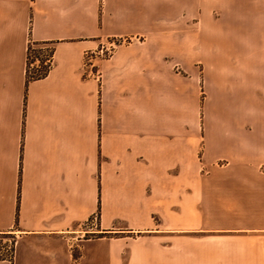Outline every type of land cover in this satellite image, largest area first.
I'll list each match as a JSON object with an SVG mask.
<instances>
[{"label": "crops", "instance_id": "obj_1", "mask_svg": "<svg viewBox=\"0 0 264 264\" xmlns=\"http://www.w3.org/2000/svg\"><path fill=\"white\" fill-rule=\"evenodd\" d=\"M118 37L131 40L84 66ZM30 42L52 55L28 80ZM175 65L207 91L197 140ZM199 142L205 162L229 165L209 179L238 189L230 201L264 203V0H0V233L16 237L0 264H191L190 245L137 238L172 231L150 219L174 218L192 181L202 219ZM237 217L230 230L264 232V205ZM212 247L221 264H264V243Z\"/></svg>", "mask_w": 264, "mask_h": 264}, {"label": "rangeland", "instance_id": "obj_2", "mask_svg": "<svg viewBox=\"0 0 264 264\" xmlns=\"http://www.w3.org/2000/svg\"><path fill=\"white\" fill-rule=\"evenodd\" d=\"M130 40L131 39L128 37L112 38L107 40L104 44H102V46L84 51V66H90L89 64L96 62L98 58L107 57L118 45L126 44ZM49 47L51 46L45 44L42 47V50L47 53L48 51L46 50H48ZM194 51L197 52L196 47ZM35 56L40 59L45 58L44 53L42 54V52ZM35 56L30 58V60L33 62L31 68H35L36 64H40L39 61H34ZM165 60L170 61L171 58L168 56L165 58ZM195 65H197V63ZM94 66L95 65H93L91 68H94ZM195 70H197V67ZM174 72L176 81L175 99H185L186 102L190 103L189 109L192 118L191 131L193 134L192 136H194L193 138L197 140V137L202 135V130H204L202 129V121L205 120L208 115L205 98L207 93L206 88L202 86L201 75L195 73L188 74L186 71H183L181 67L178 68L177 65L174 66ZM199 78L200 81L197 82ZM200 144L201 143L199 142L198 146L192 150V162L194 163V169L192 168L191 173H202V219L197 217L201 208L198 201V183L192 181L190 194H187L186 192L184 194L182 188H176L179 189V191L175 197L174 218H161L155 214H152L150 219L152 224L149 226L150 228L171 227L172 231H155V233L145 232L142 237L137 238V241L157 242L160 246V249L161 246L166 248L167 245H174L177 249L183 248L184 245H190L191 253L196 255V259L192 260L191 264H200L199 253L200 245H202V255H207L206 257L202 258V264H221V261H218V259L213 257L216 251L214 250L215 247H212V245H246L247 243H264V232L230 230L231 226L246 224L247 219L237 217L238 214H240V211L251 206L262 208L264 203H256L252 205L238 201H230L229 199H231V194L237 192L236 190L238 189L231 186L217 185L213 180L209 179L210 174H221L228 168L229 165H226V160H216L209 163L205 162L203 156V147H200ZM260 171L264 172V165L260 168ZM184 207L190 212V218L184 219L180 217ZM158 214L159 216L161 215V213ZM92 217H94L92 218V221L88 218L89 221L87 220L86 224L84 225V236L89 234L88 231L95 228L96 226L97 214H93ZM201 221L202 230L197 229V226ZM114 234L116 233H112V235ZM15 239L16 237L12 233H0L1 252H5V249H7V254L10 253L9 250H11V247L14 245ZM4 257L9 258L8 256ZM230 264L248 263L242 259H237L232 261Z\"/></svg>", "mask_w": 264, "mask_h": 264}, {"label": "trees", "instance_id": "obj_3", "mask_svg": "<svg viewBox=\"0 0 264 264\" xmlns=\"http://www.w3.org/2000/svg\"><path fill=\"white\" fill-rule=\"evenodd\" d=\"M45 45V43H41V42H30L27 46V50H26V79H34V78H38L40 76H43L47 73L49 67H50V63H44V59H40L39 58V67L38 68H30L29 63L32 61L30 60V58H32V56L35 55H39L43 50L42 47ZM47 54L48 56H50V60H51V55H52V47H49ZM33 54V55H32ZM43 54V53H42ZM44 54V55H45ZM10 253H5L3 256H8L11 259L12 256V251H13V246L11 247V250H9Z\"/></svg>", "mask_w": 264, "mask_h": 264}, {"label": "built area", "instance_id": "obj_4", "mask_svg": "<svg viewBox=\"0 0 264 264\" xmlns=\"http://www.w3.org/2000/svg\"><path fill=\"white\" fill-rule=\"evenodd\" d=\"M42 49H43V48H42ZM42 53L45 54L46 52H44V50H43ZM44 57H45V58H44V63L49 62V63L51 64L50 56H48L47 54H45ZM34 61H37V62H38V61H39V58H38L37 56H35ZM32 64H33V62L31 61V62L29 63L30 68L32 67ZM36 66H37V67H36ZM38 67H39V65L36 64V65H35V68H38ZM33 68H34V67H33ZM92 218H94V217L91 216V217L89 218V220L92 221ZM89 220H88V221H89ZM7 252H8L7 249H5V252H1V249H0V256H3V255H4L5 253H7Z\"/></svg>", "mask_w": 264, "mask_h": 264}]
</instances>
